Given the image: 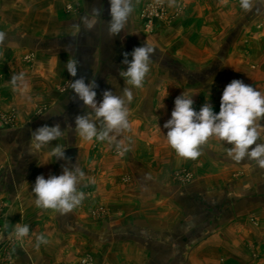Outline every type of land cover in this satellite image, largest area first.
Wrapping results in <instances>:
<instances>
[{
	"label": "crops",
	"instance_id": "obj_1",
	"mask_svg": "<svg viewBox=\"0 0 264 264\" xmlns=\"http://www.w3.org/2000/svg\"><path fill=\"white\" fill-rule=\"evenodd\" d=\"M155 1L133 0L130 30L110 38L103 20L92 32L74 26L93 6L108 21L109 0H0V31L8 37L0 46V111L10 118L0 123V264H77L84 257L95 264H264V169L231 160L229 145L215 138L196 160L181 158L163 127L183 93L196 111L208 103L216 113L233 79L264 93V2L245 12L239 0H175L171 7L161 0L170 19L153 21L148 32L139 13ZM176 3L184 11L173 18ZM146 39L156 52L143 88L133 89L130 130L112 143L80 139L75 117L90 110L69 81L95 78L98 102L104 90L120 94L124 53ZM69 57L79 61L75 78L66 70ZM57 123L72 125L67 138L29 154L31 131ZM56 144L66 146L71 164L51 160ZM73 164L85 173L82 204L66 215L37 208L36 177ZM183 171L191 182L175 178ZM17 223L30 227L22 242L11 234ZM41 233L49 243L37 250Z\"/></svg>",
	"mask_w": 264,
	"mask_h": 264
},
{
	"label": "clouds",
	"instance_id": "obj_2",
	"mask_svg": "<svg viewBox=\"0 0 264 264\" xmlns=\"http://www.w3.org/2000/svg\"><path fill=\"white\" fill-rule=\"evenodd\" d=\"M262 2L264 0H239V7L245 12H251ZM221 3H227V0H221ZM168 4L174 6L175 0H168ZM133 10V0H109L108 21L103 19V7L93 6L79 17L74 26L92 32L101 26L103 20L107 36L115 37L126 29L130 30ZM7 39V34L0 31V46L5 45ZM155 52V45L146 39L142 46L135 47L131 53H124L122 63L127 67L126 70H120L119 75L123 77L126 87L120 94L104 90L99 102L96 98L99 85L95 78L86 82L85 77L81 76L69 81L74 98L90 110L75 117L76 136L89 142L95 140L112 143L117 135L130 130L128 105L133 100V89L143 88ZM129 55L131 60L128 59ZM78 67L79 61L69 57L66 70L70 76L77 77ZM22 79L23 74L14 76L12 83L15 85L17 80ZM174 104L171 118L163 127L168 130L165 135L168 145L179 157L196 160L209 140L215 138L229 145L226 154L231 160L237 163L254 161L259 168L264 169V93L242 80L233 79L223 90L218 113L208 103L196 111L192 96H186L185 93L178 96ZM72 130V125L62 129L58 123L36 128L31 131L29 154L39 155L40 150L52 145L54 141L66 139ZM65 147L62 144L51 147V160L60 159L71 164V158L65 155ZM116 147L121 154L127 151L122 144L118 143ZM84 175L80 165L73 164L71 167L62 165L60 175H50L47 179L43 175L37 176L32 188L35 206L60 215L71 213L85 199V193L78 188ZM11 234L16 241L22 242L30 236V227L17 223ZM48 243L49 240L41 233L36 235L34 247L38 250L41 245Z\"/></svg>",
	"mask_w": 264,
	"mask_h": 264
},
{
	"label": "built area",
	"instance_id": "obj_3",
	"mask_svg": "<svg viewBox=\"0 0 264 264\" xmlns=\"http://www.w3.org/2000/svg\"><path fill=\"white\" fill-rule=\"evenodd\" d=\"M71 6L67 7V10H71ZM165 8L163 4H154V5H149L146 8L142 10L141 13V18L143 21L146 23V25H151L152 22L156 19H163L165 17ZM10 118H8L5 114H3L2 111H0V123H6L9 121ZM187 180L189 178V175L186 176ZM98 214L104 213L103 209H98L97 211ZM77 264H95L93 260L89 257H84L82 258Z\"/></svg>",
	"mask_w": 264,
	"mask_h": 264
},
{
	"label": "rangeland",
	"instance_id": "obj_4",
	"mask_svg": "<svg viewBox=\"0 0 264 264\" xmlns=\"http://www.w3.org/2000/svg\"><path fill=\"white\" fill-rule=\"evenodd\" d=\"M157 3H159V4H163V6H164V8H165V17H163V19H156L157 21L159 20V21H164V20H167V18L169 17L168 15V5H167V3L165 2V1H155V2H152V3H150V4H147L146 6H144L143 7V9L144 8H146L147 6H149V5H154V4H157ZM177 5H176V11H175V15L173 16V18L174 17H178V16H180L181 14H182V12L184 11V7H183V5L181 4V3H176ZM69 6H71V5H68V6H66V13L67 14H71V13H73L74 12V8L71 6V10H67V7H69ZM142 9V10H143ZM142 10H140V13H139V19L141 20V21H143V19L141 18V13H142ZM169 19L170 18H168V20L167 21H169ZM155 21V20H154ZM154 23V22H153ZM153 23L151 24V25H146L145 26V30L146 31H148V32H151V30H152V25H153ZM223 52H226V50H224ZM187 175H189V178H188V180H187V178H186V176ZM175 178L176 179H179V181H181V182H183V183H188V182H191V180H192V174L191 173H187L186 171H183V172H179V173H177L176 175H175ZM98 209H103V208H98Z\"/></svg>",
	"mask_w": 264,
	"mask_h": 264
}]
</instances>
